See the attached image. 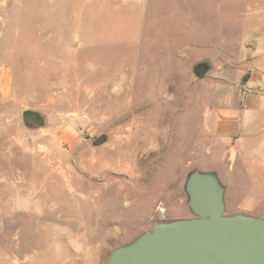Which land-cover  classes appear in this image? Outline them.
Here are the masks:
<instances>
[{
	"label": "rangeland",
	"instance_id": "obj_1",
	"mask_svg": "<svg viewBox=\"0 0 264 264\" xmlns=\"http://www.w3.org/2000/svg\"><path fill=\"white\" fill-rule=\"evenodd\" d=\"M0 67V264H105L193 215L194 169L224 186V214L264 215V111L241 138L214 117L264 77V0H0Z\"/></svg>",
	"mask_w": 264,
	"mask_h": 264
},
{
	"label": "water",
	"instance_id": "obj_2",
	"mask_svg": "<svg viewBox=\"0 0 264 264\" xmlns=\"http://www.w3.org/2000/svg\"><path fill=\"white\" fill-rule=\"evenodd\" d=\"M210 69L207 60L192 66L196 78ZM21 121L28 129L45 123L33 109L23 110ZM109 139L102 133L91 144L98 147ZM184 189L191 217L153 223L113 248L105 264H264V215L224 214V186L212 172L192 170Z\"/></svg>",
	"mask_w": 264,
	"mask_h": 264
},
{
	"label": "crops",
	"instance_id": "obj_3",
	"mask_svg": "<svg viewBox=\"0 0 264 264\" xmlns=\"http://www.w3.org/2000/svg\"><path fill=\"white\" fill-rule=\"evenodd\" d=\"M264 87V77L257 75L251 77L244 86V90H239L234 97V102L231 99L226 101L225 105L216 110L214 113L215 123L217 126H225V136L231 139L232 137H242V134L249 131V121L251 115H257L264 111V91H251V83ZM10 82V73L8 68L0 67V91L6 92ZM249 83V84H248ZM248 89H247V88ZM228 132V133H227Z\"/></svg>",
	"mask_w": 264,
	"mask_h": 264
},
{
	"label": "built area",
	"instance_id": "obj_4",
	"mask_svg": "<svg viewBox=\"0 0 264 264\" xmlns=\"http://www.w3.org/2000/svg\"><path fill=\"white\" fill-rule=\"evenodd\" d=\"M164 213H165V207L162 205V206H159L158 207V215L160 218H163L164 217Z\"/></svg>",
	"mask_w": 264,
	"mask_h": 264
},
{
	"label": "trees",
	"instance_id": "obj_5",
	"mask_svg": "<svg viewBox=\"0 0 264 264\" xmlns=\"http://www.w3.org/2000/svg\"><path fill=\"white\" fill-rule=\"evenodd\" d=\"M246 77H247V76L242 77V79H241V84L244 83V81L246 80Z\"/></svg>",
	"mask_w": 264,
	"mask_h": 264
}]
</instances>
